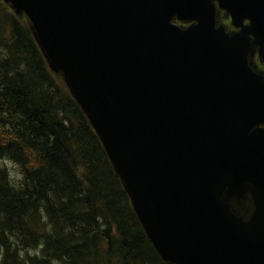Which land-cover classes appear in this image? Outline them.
I'll list each match as a JSON object with an SVG mask.
<instances>
[{
  "label": "water",
  "instance_id": "1",
  "mask_svg": "<svg viewBox=\"0 0 264 264\" xmlns=\"http://www.w3.org/2000/svg\"><path fill=\"white\" fill-rule=\"evenodd\" d=\"M6 1L63 74L163 259L264 264V157L235 153L250 129L232 107L264 88L244 49L250 34L264 39V0H249L255 23L235 36L215 29L210 0ZM203 10L196 29L171 24ZM252 167L262 180L248 189ZM249 192L244 220L235 201Z\"/></svg>",
  "mask_w": 264,
  "mask_h": 264
},
{
  "label": "trees",
  "instance_id": "2",
  "mask_svg": "<svg viewBox=\"0 0 264 264\" xmlns=\"http://www.w3.org/2000/svg\"><path fill=\"white\" fill-rule=\"evenodd\" d=\"M0 264H171L147 236L99 136L50 70L29 22L4 0Z\"/></svg>",
  "mask_w": 264,
  "mask_h": 264
},
{
  "label": "bare ground",
  "instance_id": "3",
  "mask_svg": "<svg viewBox=\"0 0 264 264\" xmlns=\"http://www.w3.org/2000/svg\"><path fill=\"white\" fill-rule=\"evenodd\" d=\"M8 164H11V165L16 166V163H14V162H10V163H8ZM16 167H17V166H16ZM64 191H66V190H64ZM40 206H41V205H40ZM42 206H43V205H42ZM42 206H41V207H42ZM41 207H40L39 209H41ZM38 211H39V210H38ZM55 223H56V222H55ZM51 231H52V230H51ZM55 232H56V231H55ZM52 233H53V232H52ZM54 235H55V233H54ZM58 238H59V237H58ZM58 240H59V239H58ZM57 243H58V242H57ZM19 247H20V246H19ZM19 249H20V248H19ZM29 250H31V249H29ZM20 251H21V250H20ZM20 251H19V252H20ZM23 251H24V249H23ZM23 251H22V253H23ZM32 251H33V250H32ZM38 252H39V251H38ZM20 253H21V252H20ZM22 253H21V255H22ZM23 255H24V254H23ZM53 257H54V256H53ZM53 257H52V258H53ZM54 261H55V260H54Z\"/></svg>",
  "mask_w": 264,
  "mask_h": 264
},
{
  "label": "rangeland",
  "instance_id": "4",
  "mask_svg": "<svg viewBox=\"0 0 264 264\" xmlns=\"http://www.w3.org/2000/svg\"><path fill=\"white\" fill-rule=\"evenodd\" d=\"M15 167H16V166H15ZM15 167H14V165H13V166H11V168H14V169H16Z\"/></svg>",
  "mask_w": 264,
  "mask_h": 264
}]
</instances>
